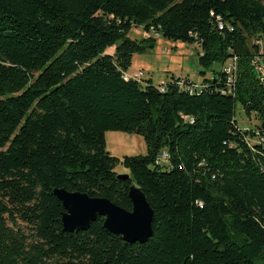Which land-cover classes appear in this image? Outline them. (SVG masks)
I'll return each mask as SVG.
<instances>
[{
	"label": "trees",
	"instance_id": "obj_1",
	"mask_svg": "<svg viewBox=\"0 0 264 264\" xmlns=\"http://www.w3.org/2000/svg\"><path fill=\"white\" fill-rule=\"evenodd\" d=\"M260 35L264 0H0V264H264V80L248 44ZM156 36L198 44L203 76L222 68L125 77ZM107 131L142 136L146 152L110 154ZM133 183L153 210L145 243L102 217L62 230L54 188L131 210Z\"/></svg>",
	"mask_w": 264,
	"mask_h": 264
},
{
	"label": "rangeland",
	"instance_id": "obj_2",
	"mask_svg": "<svg viewBox=\"0 0 264 264\" xmlns=\"http://www.w3.org/2000/svg\"><path fill=\"white\" fill-rule=\"evenodd\" d=\"M129 36L131 38L140 39L147 36L141 27H132ZM155 36V35H154ZM156 44L153 49L145 53H135L133 66L129 69V73L143 69L144 76L152 77L154 84L165 82L169 79L171 73L174 75L186 77L191 81H201L203 77H211L212 69L220 70V63L213 64L211 68L205 70V74H201V67L198 64V52L200 48L196 44L184 43L182 41H172L160 36H156ZM249 45H257L261 54L258 59L264 64V35L249 38ZM112 51V49H108ZM253 57V65L258 77L260 62ZM263 60V61H262ZM142 67V68H140ZM144 78V77H143ZM261 78V77H260ZM263 79V77H262ZM235 118L241 128H256L259 121L254 115L247 117L241 106L237 104L235 110ZM106 149L114 156L144 154L146 152V144L142 136L133 133H125L121 131H107L105 133ZM117 173H127V170L120 164L116 166Z\"/></svg>",
	"mask_w": 264,
	"mask_h": 264
},
{
	"label": "water",
	"instance_id": "obj_3",
	"mask_svg": "<svg viewBox=\"0 0 264 264\" xmlns=\"http://www.w3.org/2000/svg\"><path fill=\"white\" fill-rule=\"evenodd\" d=\"M117 177L129 178V174L118 173ZM52 192L64 210L61 216L64 232L84 231L98 217H102L103 227L126 242L142 244L152 235L153 210L143 191L134 183L128 192L131 210L124 209L107 198L78 191L54 188Z\"/></svg>",
	"mask_w": 264,
	"mask_h": 264
},
{
	"label": "built area",
	"instance_id": "obj_4",
	"mask_svg": "<svg viewBox=\"0 0 264 264\" xmlns=\"http://www.w3.org/2000/svg\"><path fill=\"white\" fill-rule=\"evenodd\" d=\"M261 54V52L259 51L258 55ZM258 55H256V59H258ZM258 61L260 62V60L258 59ZM263 61V60H262ZM235 65H236V57H233L232 59H230L227 63H226V72L227 73H231L232 70H234L235 68ZM259 75H261L259 78L261 81L264 80V64L260 62V66H259ZM145 71L143 69H139L138 71L136 72H133V73H125V77H130V78H133V79H137V80H141L143 77H144V73ZM263 77V79H262ZM163 83V82H162ZM261 139V138H260ZM162 157H165V155L163 154L161 156Z\"/></svg>",
	"mask_w": 264,
	"mask_h": 264
},
{
	"label": "crops",
	"instance_id": "obj_5",
	"mask_svg": "<svg viewBox=\"0 0 264 264\" xmlns=\"http://www.w3.org/2000/svg\"><path fill=\"white\" fill-rule=\"evenodd\" d=\"M196 45L198 46V44H196ZM198 48H199V46H198ZM146 52H147V51H146ZM134 55H135V54H133V56H132V63H131V66L129 67V69L132 68V66H133V61H134L133 57H134ZM140 68H142V67H140ZM129 69L127 70V73H129ZM172 76L179 77V78H185V77L178 76V75H174V74L171 73L169 79H170ZM145 77H147V76H145ZM147 78H148V77H147ZM151 79H152V77H151ZM152 81H153V80H152Z\"/></svg>",
	"mask_w": 264,
	"mask_h": 264
}]
</instances>
